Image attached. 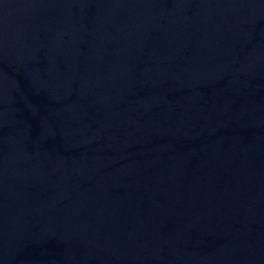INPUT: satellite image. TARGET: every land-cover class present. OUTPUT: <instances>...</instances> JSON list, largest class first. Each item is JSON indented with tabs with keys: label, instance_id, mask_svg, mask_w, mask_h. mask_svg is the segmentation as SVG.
<instances>
[{
	"label": "water",
	"instance_id": "1",
	"mask_svg": "<svg viewBox=\"0 0 264 264\" xmlns=\"http://www.w3.org/2000/svg\"><path fill=\"white\" fill-rule=\"evenodd\" d=\"M0 264H264V0H0Z\"/></svg>",
	"mask_w": 264,
	"mask_h": 264
}]
</instances>
